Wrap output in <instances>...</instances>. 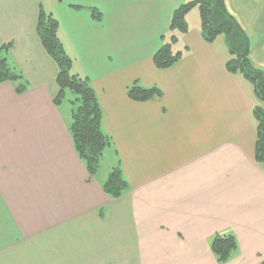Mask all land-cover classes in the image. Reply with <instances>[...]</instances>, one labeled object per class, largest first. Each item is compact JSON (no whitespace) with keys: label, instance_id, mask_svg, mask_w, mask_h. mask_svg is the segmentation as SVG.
I'll list each match as a JSON object with an SVG mask.
<instances>
[{"label":"crops","instance_id":"crops-1","mask_svg":"<svg viewBox=\"0 0 264 264\" xmlns=\"http://www.w3.org/2000/svg\"><path fill=\"white\" fill-rule=\"evenodd\" d=\"M183 3L0 0V47L26 86L16 94L0 84V264H217L209 248L216 234L237 241L226 264L264 260L251 85L226 71L224 40L206 43L192 10L173 47L182 58L164 70L153 63ZM224 5L264 71V0ZM40 10L57 20L72 72L88 80L110 139L92 179L68 133L71 109L53 103L57 67L36 34ZM133 84L161 96L132 101ZM117 165L129 189L111 199L102 185Z\"/></svg>","mask_w":264,"mask_h":264},{"label":"trees","instance_id":"trees-1","mask_svg":"<svg viewBox=\"0 0 264 264\" xmlns=\"http://www.w3.org/2000/svg\"><path fill=\"white\" fill-rule=\"evenodd\" d=\"M74 9L80 7L72 6ZM197 9L200 20V33L206 43H213L217 38L224 40L229 58L225 62L226 71L242 76L252 87L257 105L253 108L256 121V139L254 160L264 164V110L259 104L264 103V71L255 67L249 57L250 44L247 34L225 8L224 0H184L171 14L168 23V40L153 55V63L159 70L170 68L182 58L183 51H174L178 37L188 32L186 15ZM91 18L100 22L102 13L89 8ZM36 34L46 54L57 67L56 84L58 92L53 99L55 106L66 98L71 109V123L68 133L74 151L90 179L99 169L104 151L110 146L109 137L102 131V113L95 93L88 80L72 72V59L64 51L58 39V22L50 14L39 11L36 22ZM162 36V40H163ZM7 46L0 47V84L11 83L16 94H22L25 82L22 76L9 63L6 57ZM127 96L136 102H145L161 96L156 88H142L136 84L127 89ZM129 189L120 167L115 166L102 185L103 192L111 199L120 198ZM210 251L217 264H226L237 252L238 245L231 234L214 235L209 242ZM259 264H264L262 260Z\"/></svg>","mask_w":264,"mask_h":264},{"label":"rangeland","instance_id":"rangeland-1","mask_svg":"<svg viewBox=\"0 0 264 264\" xmlns=\"http://www.w3.org/2000/svg\"><path fill=\"white\" fill-rule=\"evenodd\" d=\"M191 14L189 15V19L191 21H197L199 22V18H198V12H197V9H193L191 12ZM221 38V37H220ZM219 38V39H220ZM222 39V38H221ZM69 96V95H68ZM70 97V96H69ZM73 106H71L69 103L65 104V102L63 101L61 104H60V109L63 111L64 109H72Z\"/></svg>","mask_w":264,"mask_h":264}]
</instances>
